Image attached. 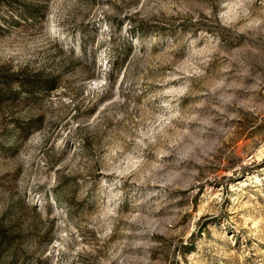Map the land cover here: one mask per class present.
Returning <instances> with one entry per match:
<instances>
[{
	"label": "rangeland",
	"instance_id": "374dc122",
	"mask_svg": "<svg viewBox=\"0 0 264 264\" xmlns=\"http://www.w3.org/2000/svg\"><path fill=\"white\" fill-rule=\"evenodd\" d=\"M2 87L0 264H264V0H0Z\"/></svg>",
	"mask_w": 264,
	"mask_h": 264
},
{
	"label": "trees",
	"instance_id": "16d2710c",
	"mask_svg": "<svg viewBox=\"0 0 264 264\" xmlns=\"http://www.w3.org/2000/svg\"><path fill=\"white\" fill-rule=\"evenodd\" d=\"M11 76H7L5 80L4 84H10V78ZM55 85L52 82V80H44V79H37L35 77H22L19 80V87L24 90L27 94H35L38 91L41 90H49L51 88H53ZM6 88V87H5ZM9 89V93L7 95L6 90H3V87L0 88V103L2 102V100H4V98L9 97V96H14L16 94V92L12 91V89H10V87H7Z\"/></svg>",
	"mask_w": 264,
	"mask_h": 264
}]
</instances>
